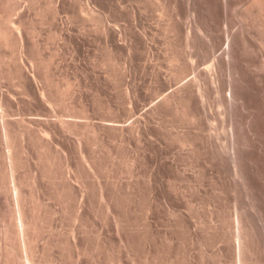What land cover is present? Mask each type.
Returning <instances> with one entry per match:
<instances>
[{"label": "rangeland", "instance_id": "rangeland-1", "mask_svg": "<svg viewBox=\"0 0 264 264\" xmlns=\"http://www.w3.org/2000/svg\"><path fill=\"white\" fill-rule=\"evenodd\" d=\"M3 30L0 264L22 238L33 264H237L251 225L264 264V0H0Z\"/></svg>", "mask_w": 264, "mask_h": 264}, {"label": "bare ground", "instance_id": "bare-ground-1", "mask_svg": "<svg viewBox=\"0 0 264 264\" xmlns=\"http://www.w3.org/2000/svg\"><path fill=\"white\" fill-rule=\"evenodd\" d=\"M89 5V4H88ZM90 6V5H89ZM81 7V6H80ZM86 7H88L87 5H86ZM89 8H91V7H89ZM93 8V7H92ZM92 8L91 9H89V10H87V8H85V9H83V7L81 8L82 10H85V11H91L92 10ZM95 9V8H94ZM93 9V10H94ZM84 12V11H83ZM92 13H93V11H91ZM94 12H96V10L94 11ZM87 13V12H86ZM88 14H90V13H88ZM87 15V14H86ZM93 15V14H92ZM1 34V37H2V39H5V40H8V38L9 37H11V32L10 31H8V30H3V32L2 33H0ZM227 54H229V51H227ZM229 56V55H228ZM228 58V57H227ZM231 59V58H230ZM218 58H214V62H213V65L211 66L210 65V68L208 67L207 68V71H208V73H209V76H210V79L213 81V83H214V85L216 86L217 84H215V82H216V74H217V65H218ZM227 61V60H226ZM231 61V60H230ZM209 69V70H208ZM217 79H218V77H217ZM196 82H197V80H195ZM218 81V80H217ZM192 82V81H191ZM190 83V82H189ZM186 84V83H185ZM196 84H198L197 86H198V88H200V86H201V81L200 80H198V82L196 83ZM195 84V85H196ZM219 86H217V89L220 87V84H218ZM184 86V85H183ZM229 88H230V96H229V105L232 107L233 105H235L236 104V102L240 99V97L239 96H237V94H233V82L231 81L230 83H229ZM183 89H185L184 87H183ZM29 90V89H28ZM27 90V91H28ZM199 90V89H198ZM184 91V90H183ZM186 91V90H185ZM199 92V91H198ZM205 92V91H204ZM27 93V92H26ZM184 93V92H183ZM238 93V92H237ZM180 94V93H179ZM182 94V93H181ZM167 95H169V93L167 94ZM173 95V94H172ZM183 95V94H182ZM185 95H187V92H186V94ZM189 96H190V94H189ZM166 97V96H165ZM173 97H174V95H173ZM183 96H181V98H182ZM172 98V97H171ZM171 98H166L168 101L171 99ZM174 99V98H173ZM189 99V98H188ZM165 100V99H164ZM166 100V101H167ZM186 101V100H185ZM189 101V100H188ZM163 102V101H162ZM170 102V101H169ZM164 103H165V101H164ZM243 103H244V100H243ZM187 104H188V102H187ZM232 113V112H231ZM232 124H233V117H232ZM66 121V120H65ZM64 122V121H63ZM69 122V121H68ZM76 122V121H75ZM65 123V122H64ZM64 123H63V126H64ZM5 124H7L6 123V121H5ZM66 124V123H65ZM71 124H69V126H70ZM125 125V124H124ZM5 126V125H4ZM3 126V127H4ZM66 127H67V125H65ZM76 126V125H75ZM74 127V126H73ZM71 128V126H70V129H74V128ZM64 128V127H63ZM119 128V127H118ZM6 130V129H5ZM65 130V129H64ZM133 130V129H132ZM8 131V130H7ZM5 132V131H4ZM10 132V131H9ZM73 132V131H72ZM123 132V131H122ZM232 138H233V145H232V156L234 157L235 156V152L237 151V146H236V143H235V139H236V133H235V131H233V128H232ZM6 135H8V133L6 134ZM10 135V134H9ZM31 137V136H30ZM6 138V137H5ZM11 138V137H10ZM6 139H9V138H6ZM11 140H12V138H11ZM52 140V139H51ZM187 140V139H186ZM13 141V140H12ZM10 141H8V143H9ZM11 143V142H10ZM10 143H9V145H10ZM11 146V145H10ZM9 146V147H10ZM239 147V146H238ZM227 148V147H226ZM80 150V149H79ZM82 150V149H81ZM80 150V151H81ZM221 155V154H220ZM242 157V156H241ZM14 159V158H13ZM12 159V160H13ZM231 159H233V158H231ZM12 160H11V162H12ZM240 160V159H239ZM15 161V160H14ZM95 161V160H94ZM234 161V160H233ZM235 163V162H234ZM234 163H233V165H234ZM12 165V168L11 169H13L12 171H15L17 168H18V165L19 164H17V162L16 163H13V164H11ZM21 165V164H20ZM235 174L237 175V176H239V178H245V175H244V171H243V168L241 167V164L240 163H237V165L235 166ZM88 172V171H87ZM13 173H15V172H13ZM13 178H14V176H13ZM14 180V179H13ZM242 180V179H241ZM16 190V189H15ZM16 192H17V190H16ZM17 194V193H16ZM22 194V193H21ZM19 195V194H18ZM21 196V195H20ZM19 197V196H18ZM17 199V198H16ZM17 203H18V208L16 209V217L18 218V220L20 221V231L19 232H21L22 234H23V232H24V228H23V221H24V217H25V215H26V209H25V206H24V204H23V202H22V200L20 199V198H18L17 199ZM15 206H16V204H15ZM245 212V211H244ZM236 219H237V217H236ZM26 220V219H25ZM238 221H239V218H238ZM238 221H237V223H238ZM26 222V221H25ZM29 224V223H28ZM242 225V224H241ZM18 227V228H19ZM247 227V226H246ZM254 226L253 225H251V227H250V229L249 230H247V231H242L241 229H240V227L238 226L237 228H235V229H237L234 233H233V235H231V237H230V239H234V241H233V247H234V249H235V252H234V256L236 257V259L237 260H235V261H237V264H250V260H249V258L247 257V254L249 253V251L251 250V246H250V237H251V234L253 233V231H254ZM19 230V229H18ZM255 233H256V231H255ZM21 234V235H22ZM24 235V234H23ZM229 235V234H228ZM28 236V235H27ZM22 237H24V236H22ZM21 237V238H22ZM19 238H20V236H19ZM28 238V237H27ZM230 239H228L229 240V242H230ZM31 240V239H30ZM100 240V239H99ZM21 244H22V247H23V249H24V251H25V253H26V258H27V261H29V264H33V257H34V244H32L29 240H27V239H25V238H22V240H21V242H20ZM231 244V243H230ZM70 245V244H69ZM21 247V248H22ZM22 249V250H23ZM252 253V252H251ZM253 256V255H252ZM234 260V259H233ZM234 263V262H233Z\"/></svg>", "mask_w": 264, "mask_h": 264}]
</instances>
